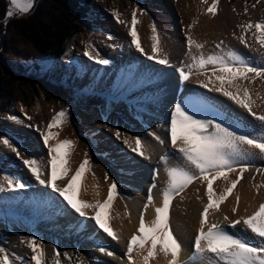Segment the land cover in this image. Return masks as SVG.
<instances>
[{"label":"bare ground","instance_id":"bare-ground-1","mask_svg":"<svg viewBox=\"0 0 264 264\" xmlns=\"http://www.w3.org/2000/svg\"><path fill=\"white\" fill-rule=\"evenodd\" d=\"M100 1L97 4L98 17L89 26V38L79 36L73 42L66 55L65 71H59L58 75L53 78L54 82L66 83V78L72 76L70 95L75 96L79 92L82 93L78 100L85 112L81 120L84 131L95 133L96 128L93 126L96 124L107 129L106 132L98 131L101 137L95 151L99 157L93 156L92 148L86 147V142L78 137V133H75L76 130L72 133L68 120L73 116L71 111H76L78 108L74 106L75 108L72 109V106L66 104L65 101L56 104L54 108L44 105L43 102L36 104L32 110L19 106L13 115H7L0 124L6 130L20 137L23 142L27 141L29 145L24 147L11 141L13 146L18 147L21 151V157H17L14 152L0 143L1 157L16 159L10 169L11 172L0 170V181H3L5 175H9L24 185H26L24 182H32V180L35 182L34 187L30 188L34 190L33 195L28 194L25 197L18 195L11 204L14 208L19 205L20 209L17 214L12 211L11 217L0 214V232L10 237L5 245L10 257L24 256V258L30 259L32 253L26 245V240L34 236L43 242L46 264H53L55 238L61 237L63 240L59 250L61 264H80V256H83L85 264H90V259L107 261L109 264H129L126 243L132 235L138 234L141 212H144L146 224H150L155 219V208L162 205V190L168 178L165 165L160 162V157L168 155L169 166L185 165V161L175 154L169 137H166L165 134L169 128V113L177 102L187 103L199 100L203 105L215 110L212 114H218L219 119L224 120L238 132L256 137L264 134V124H261L246 110L222 93L210 90L213 85L210 84L209 88L202 87L200 81H205L204 75L193 74L187 82H181L177 72L181 63L187 60L185 36L188 26L193 21L196 23L191 29L192 35L198 42L204 43L203 51L205 53L219 51L215 48V44L223 41L225 49L231 48L238 51L250 62H264L255 51L240 42L241 30L237 27L239 23L247 21L249 18L252 21L264 18V0L258 4L256 0H247L249 6L247 15L243 13L245 0H219L218 14L214 17L205 11L206 7L211 4V0H209V5L202 4L201 0ZM253 4H256L254 9L251 7ZM233 8L236 9V12H233ZM134 9L140 10L137 16L139 23L136 28L144 52L147 55H152L151 26L155 24L160 37L159 46L164 53L168 54L170 64L162 65L155 60L148 59L147 55L136 50L131 44V37L128 33L131 13ZM113 12H119L120 18L128 21L129 24L118 23ZM246 39L253 48L259 47L255 44L250 33L246 34ZM88 44H92L100 56L108 60L109 63L102 65L86 57L84 51ZM211 71V66H208V75H211ZM216 83L218 84V82ZM249 87L250 95L256 101L253 110L257 115L264 114V81L257 79ZM118 106L132 115L131 118L127 117L128 121H125L128 122L127 128L120 124V114H117ZM62 109L68 110L64 122L59 127L48 129L47 125L51 119L48 118V121L46 118L50 116L53 118ZM200 114L209 113L201 112ZM9 117L16 119L13 120ZM110 123H113L114 126H105ZM116 130L122 134L120 139L115 135ZM48 131H53L55 137H62L70 131L72 133L69 137L73 143L68 150L67 167L69 172L67 177L74 175L83 160L87 159L90 162L86 166V171L80 182L79 199L92 203L103 202L107 198L111 183L115 181L118 185V195L114 197L113 205L109 209L112 216L110 223L118 234V240H113L100 230L94 220L90 218L94 215L93 210L85 209L91 226L95 227L96 232L90 229L95 238L104 241V246L110 245L116 253L114 256L118 261H114L115 258L113 259L111 256H104L98 250L100 247L97 248L90 243L87 250L84 249L81 243L74 239L75 232L72 231L74 225L72 223L77 221V217L73 212L68 211L66 202H63V199L50 188L40 185L26 166L19 165L23 159L35 157L43 161L49 158L48 152L46 153L47 146L44 145L41 135ZM150 133L163 139L164 144L169 145L168 150L170 151L167 152L164 144L161 145ZM125 135L142 138L147 146L146 155L149 158L130 151L122 142ZM53 141L54 138L49 140V146L56 145ZM74 146L76 149L72 153ZM254 151L258 153V150ZM158 154L159 158L156 157ZM107 160L112 161L111 165ZM238 163L248 164L251 167L242 173L236 188L219 205V209L209 210L208 224L219 223L230 233L259 245L261 241L256 239L250 230H246L243 223L231 228L228 226V221L250 216L258 210L261 203H264V173L257 172V168H264V158L256 155L241 159ZM57 166L60 171L61 161H57ZM43 170L45 173L48 172L47 168ZM106 174L107 179H105ZM230 174L231 179L236 178L235 173ZM68 179L63 184L59 183L61 181L58 179L57 185L64 187ZM153 183L156 184L152 190L153 203L145 211L144 205L147 203L148 190ZM225 187L226 182L223 178L213 182V190L217 195L221 194ZM206 190V182L197 179L172 200L169 225L183 246L178 257L181 264L189 259L192 252L201 213L207 204ZM69 194H72L70 196L74 200L77 198L74 193L70 192ZM237 197H239V202H237ZM234 207L237 209L235 213L232 211ZM225 216L228 217V221L224 219ZM91 226L87 227L91 228ZM41 227L52 231L54 236L44 232ZM88 236L91 237V233ZM149 247L150 242L145 245L143 250L134 248L133 264H144L143 256L147 255ZM65 253H67L66 256ZM87 258H90L89 261H86ZM168 260L170 257L166 258L157 249V255L150 259L148 264H164L166 262L168 264ZM19 261L16 260L15 264H20Z\"/></svg>","mask_w":264,"mask_h":264},{"label":"snow or ice","instance_id":"snow-or-ice-1","mask_svg":"<svg viewBox=\"0 0 264 264\" xmlns=\"http://www.w3.org/2000/svg\"><path fill=\"white\" fill-rule=\"evenodd\" d=\"M261 0H256L260 3ZM35 0H10L14 12L10 8L6 16L12 18L17 13L28 14L34 7ZM204 5H209V0H201ZM219 0H211V4L206 7L205 11L211 16L218 14ZM254 9L256 4L251 5ZM139 9H134L131 13L130 24L120 18L119 12H113L118 23L129 24V33L131 44L140 51L144 52L139 41L136 25L138 21ZM233 12L236 9L233 8ZM243 13H249V6L245 0ZM239 14V13H238ZM196 21L188 26L185 36L187 51L185 56L187 60L182 62L177 68L179 79L181 82H187L193 74L204 75L205 81H200L204 88L222 93L225 97L235 102L239 107L246 110L256 120L264 124V114H259L253 110L256 101L250 95L249 85L253 84L257 79L264 81V62L252 63L242 56L238 51L228 48L225 49L224 42L220 41L215 44V48L219 51L205 53L203 51L204 43L198 42L192 35L191 29ZM241 30L239 36L240 42L252 51H255L264 61V18L258 21H247L237 25ZM152 35L150 37L152 44V55H147L150 60H155L162 65L170 64L168 54L163 52L159 46V33L155 24L151 26ZM251 34L255 44L259 47L253 48L246 39V34ZM235 35V33H234ZM84 55L96 63L105 65L109 61L102 58L92 44L86 45ZM208 66H211V75H208ZM214 78V79H213ZM218 82V84L216 83ZM247 82V83H244ZM67 109H62L52 118L47 125L48 129L59 127L67 116ZM201 112L212 114L214 109L203 105L199 100L190 102H177L169 113L168 135L172 149L175 154L185 161L184 166H169V157L164 155L160 157V162L165 165L167 182L162 190V205L155 208V219L146 224L144 212L140 214L138 234L132 235L127 242V256L129 264H133L134 258L132 253L134 248L143 250L145 245L150 242L147 255L143 256L144 264H148L149 260L155 258L157 249L167 258L170 257V264H181L178 257L182 251L181 242L175 237L169 225L170 206L173 198L186 189L193 181L199 179L207 184L206 196L207 204L204 206L192 245V252L187 261L183 264H264V203H261L258 210L252 215L235 220L228 221V217L224 219L228 221V226L235 228L243 223L246 230H250L256 239L261 243L259 245L250 243L247 239H243L227 228L222 227L219 223L208 224L209 210L219 209V205L224 202L228 195L236 188L242 173L251 165L239 164L241 159L259 155L264 158V134L259 137L247 133H241L235 130L224 120L218 118V114L201 115ZM15 120V117H9ZM42 139L45 146L48 147V159L39 160L35 157L23 159L22 163L28 168L32 176L40 185L50 188L59 197L63 198L68 208L73 210L80 217H87L85 209H92L94 215L90 218L108 237L118 240V234L111 226L112 216L109 209L113 205L114 197L118 195V185L115 181L108 188L107 198L101 202L94 203L79 199V187L86 166L89 160H83L75 174L68 179L64 187L57 185L58 179H64L69 168L67 167L68 150L72 147L71 140H63L55 146H49V140L53 138L54 133L48 131L42 133ZM115 135L121 138V132L116 130ZM161 145L165 143L163 139L154 133H150ZM122 142L130 151L144 158L147 146L140 137H132L125 135ZM9 150L14 152L17 157H21V151L8 138L0 141ZM254 150H258V153ZM61 161L62 167L58 174L57 161ZM44 168L48 172H44ZM239 169V171H237ZM258 173H264V168H257ZM229 173H235V179H229ZM158 175V171L156 173ZM223 178L226 187L223 192L217 195L213 190V182ZM107 179V174L105 175ZM230 185V186H227ZM25 185L12 176L5 175L3 181H0V191L7 189H23ZM156 187L153 183L148 190L147 203L144 205L145 211L153 203L152 190ZM259 187V186H257ZM76 195L74 200L69 193ZM239 202V197L236 198ZM232 211L235 213L237 209L234 207ZM27 247L31 250V257L28 264H46V254L43 248V242L38 237H30L26 240ZM101 253L109 256L113 255L111 251H107L104 247L98 249ZM55 255L53 264H61V253L54 250ZM65 256L67 253L64 254ZM22 257H10V254L3 247H0V264H15L16 260H22ZM80 264H85L83 256L79 257Z\"/></svg>","mask_w":264,"mask_h":264},{"label":"rangeland","instance_id":"rangeland-1","mask_svg":"<svg viewBox=\"0 0 264 264\" xmlns=\"http://www.w3.org/2000/svg\"><path fill=\"white\" fill-rule=\"evenodd\" d=\"M92 8H91V12L89 13V18H88V22L85 26V30L84 32L82 33H79L74 39H72L68 45V48H67V52H65L66 54L64 55V57L60 60H56V59H49L47 61L42 62L39 64V70H36L33 65H31L32 63H26V62H21V63H18L17 61H13L12 59L9 58V56H11V54L9 53H4L3 57H2V66H3V69L4 71L9 75V76H14V74H16V80H18L17 78L21 77L20 80H18V90L16 91V97L18 98L17 102H15L14 106L9 110V113H6V114H0V124L6 119V116L7 115H13L15 113V110L21 106V107H24L26 108L27 110H32L36 104H38L39 102H43L44 105L46 106H53V108L56 106V104L62 102V101H65L66 104H69L70 106H72V109H74L75 107L78 108V110H72L71 112H73V116L72 118H70L68 120L69 122V126L72 130V133L74 130H76L75 133H78V137L79 138H82L83 141L86 142V147L88 148H92L93 150V156L94 157H99L98 153L95 151V148L96 146L99 145V141H100V135L98 134V131H104L106 132L107 129L105 127H99L100 124H96L94 125L93 127H95L96 129L94 130L95 133H90L89 131H84V129L82 128L81 126V120H82V117H83V114L85 112H83L82 110V104L81 102L78 100L79 99V96L82 95L81 92L75 94V96H71L70 95V89L72 87V76H68V78H66V83H57L54 82V77L56 75H58V72L59 71H65L64 69V65L66 63V55L68 54L69 50H70V47L71 45L73 44V42L76 41V39L79 37V36H85V37H88L89 38V35H90V30H89V26L91 25V23L98 17V13H99V9L97 7V4L100 0H92ZM262 1V0H261ZM36 2V0H35ZM101 2V1H100ZM35 4V3H34ZM12 8V6H11ZM12 10L14 12H16V10L14 8H12ZM32 10V9H31ZM30 13V12H29ZM19 15V13H17L16 15L14 16H17ZM20 15H26V14H20ZM19 76V77H18ZM31 77L33 78V82L31 81H28V78L27 77ZM85 100V99H84ZM75 106V107H74ZM106 108V107H105ZM118 108V115L119 117L121 118L120 121V124H122V127H128V122H125V121H128V118L130 116L131 118V114L128 113L126 110H123L122 108H120V106L117 107ZM51 119L52 120V117H47L46 119ZM48 119V121H49ZM124 121V122H122ZM51 122V121H50ZM67 123V122H66ZM127 124V125H126ZM110 126V127H113V123H110V124H106L105 126ZM117 127V126H116ZM118 128V127H117ZM53 132V131H52ZM68 134L66 135H63L62 137L60 136H54V141L53 143L57 144L65 139L67 140H71L69 137H70V132H67ZM166 134V137H169L168 136V131L165 133ZM75 135V134H74ZM60 137V138H59ZM3 138H8L10 141H13V142H16V144L18 145H23L24 147L27 146L28 142H23L20 137H18L17 135H15L14 133H12L11 131L9 130H6V128L2 127L0 125V140L2 141ZM60 140V141H59ZM26 144V145H25ZM29 146V145H28ZM164 146L166 147V151L169 152L170 150L169 149V145L167 146V143L164 144ZM46 153L48 152V147H46ZM76 149V146L73 147V150H72V153L75 151ZM97 155V156H96ZM159 154L156 156L157 158ZM97 157V158H98ZM16 161V159H13V158H7V157H1L0 155V170H4V171H7V172H11V167L13 165V163ZM108 164L111 165L112 161L110 160H107ZM19 165L20 166H24L23 163L20 161L19 162ZM25 167V166H24ZM78 169V168H77ZM25 170V168H24ZM58 174H59V171H58ZM75 174V172H74ZM119 174V173H118ZM67 178H71L70 176H66L64 179H59L61 182V184H63L65 182V180ZM231 174L229 173V179L231 180ZM26 185L23 189H20V191L17 190H13L12 189H5L4 191H0V214H6L8 216L11 217V211L13 213H18V209L19 208V205L14 208L11 204L14 202V200L17 199V196L18 195H24L27 196L28 194H31L33 195L34 194V190L30 189V188H33L34 187V183L33 180L32 182H24ZM66 185V184H65ZM29 189V190H27ZM123 189V188H122ZM22 190V191H21ZM145 192V190H144ZM56 195L59 197V195L56 193ZM69 195H72V194H69ZM15 197V198H14ZM62 198V197H60ZM63 199V198H62ZM68 211L70 212H73V214L77 217V221L75 223H72L74 224L72 226V231L75 232V238L76 241L80 242L81 243V246L86 249L90 244L96 246L97 248L98 247H101V245L104 243V241L102 242L101 240L99 241L97 239V237L95 238L94 236V233H92V230H94V232H96L95 230V227L91 226V222L89 221V217H80L78 214H76L73 210H71L70 208H68ZM40 221L43 223V220L40 218ZM40 223V224H42ZM91 226L90 227H87V226ZM41 229L46 232V233H49L51 234L52 236L53 233L52 231H49L47 230L46 228H43L41 227ZM92 229V230H90ZM9 231V230H8ZM89 233H91V237L88 236ZM87 239H84L85 237ZM10 239L9 236H7V234H4V233H1L0 232V247H3L5 248V245L8 243V240ZM90 239H94V241L90 240ZM98 241H97V240ZM47 240V239H46ZM128 241V240H127ZM100 242V243H99ZM102 243V244H101ZM63 244V240L61 237L59 238H55V243L54 246L56 250H60L61 249V246ZM51 245V244H49ZM103 247H105V249L107 251H111L113 253V255H111V258H115L114 261H118L117 258L114 256L116 253H114V251L112 250V247L110 245H107V246H104V244L102 245ZM126 247H127V243H126ZM111 248V249H110ZM54 249V250H55ZM87 250V249H86ZM104 256H109L105 253H103ZM23 259L20 260L18 263L20 264H25L27 263L28 264V261L29 259H26L24 258V256L22 257ZM90 258H87L86 261L88 260L89 261ZM104 262V263H103ZM168 264H170V260H168ZM46 263H47V259H46ZM90 264H99V263H103V264H109L107 263V261H103V260H91L89 261ZM164 264H167L164 263Z\"/></svg>","mask_w":264,"mask_h":264},{"label":"trees","instance_id":"trees-1","mask_svg":"<svg viewBox=\"0 0 264 264\" xmlns=\"http://www.w3.org/2000/svg\"><path fill=\"white\" fill-rule=\"evenodd\" d=\"M26 15L7 18L10 0H0V114L9 113L18 98L16 74L9 76L3 69L2 57L9 53L18 63L39 64L53 58L60 60L68 45L84 32L92 8V0H37ZM33 82L32 76L27 77Z\"/></svg>","mask_w":264,"mask_h":264},{"label":"water","instance_id":"water-1","mask_svg":"<svg viewBox=\"0 0 264 264\" xmlns=\"http://www.w3.org/2000/svg\"><path fill=\"white\" fill-rule=\"evenodd\" d=\"M38 2H37V0H36V2H35V4H34V6L37 4Z\"/></svg>","mask_w":264,"mask_h":264}]
</instances>
